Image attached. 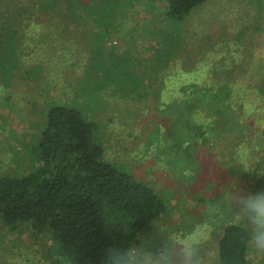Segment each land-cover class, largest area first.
<instances>
[{
  "label": "rangeland",
  "instance_id": "1",
  "mask_svg": "<svg viewBox=\"0 0 264 264\" xmlns=\"http://www.w3.org/2000/svg\"><path fill=\"white\" fill-rule=\"evenodd\" d=\"M12 1L0 0V176L34 170L48 110L76 108L106 160L166 202L134 247L138 258L219 264L220 231L235 222L251 230L250 261L264 264L249 206L264 193V0H208L181 20L164 0H14L7 9ZM229 81L252 97L244 135L189 140L186 95ZM181 98L184 126L172 118ZM0 264L73 263L50 232L21 224L1 228Z\"/></svg>",
  "mask_w": 264,
  "mask_h": 264
},
{
  "label": "trees",
  "instance_id": "2",
  "mask_svg": "<svg viewBox=\"0 0 264 264\" xmlns=\"http://www.w3.org/2000/svg\"><path fill=\"white\" fill-rule=\"evenodd\" d=\"M13 1L7 9H17ZM164 1L167 15L181 20L208 0ZM78 7L89 8L87 4ZM244 83L252 85L250 80ZM235 85L233 81L206 89L193 85L186 95L191 110L189 140L216 134L239 140L244 135L243 117L251 110L252 97L232 93ZM176 102L182 108L172 118L184 126L187 101ZM237 104L242 106L240 116ZM204 115L209 123L201 126ZM36 149L34 170L22 176H0V230L29 224L38 233L50 232L58 251L73 264H119L167 211L163 195L149 182L106 160L103 145L95 139L94 124L76 108L55 105L48 110ZM242 165L239 169L249 176L251 170L243 161ZM251 169L256 172L255 165ZM252 239L245 225L226 223L218 239L219 264H253L249 259Z\"/></svg>",
  "mask_w": 264,
  "mask_h": 264
},
{
  "label": "clouds",
  "instance_id": "3",
  "mask_svg": "<svg viewBox=\"0 0 264 264\" xmlns=\"http://www.w3.org/2000/svg\"><path fill=\"white\" fill-rule=\"evenodd\" d=\"M249 206L254 211L255 222L259 225V229L255 235L258 245H264V193L257 194L249 201ZM119 264H169L166 253H161L159 258L153 260L151 257H137L134 250H129L124 255Z\"/></svg>",
  "mask_w": 264,
  "mask_h": 264
}]
</instances>
